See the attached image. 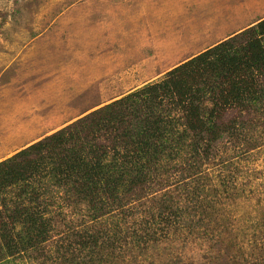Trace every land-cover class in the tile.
<instances>
[{
    "label": "rangeland",
    "instance_id": "1",
    "mask_svg": "<svg viewBox=\"0 0 264 264\" xmlns=\"http://www.w3.org/2000/svg\"><path fill=\"white\" fill-rule=\"evenodd\" d=\"M263 19L264 0H0V161ZM254 115L233 106L218 110L216 122L232 125ZM224 137L201 169L210 185L232 191L220 204L218 236L210 229L189 234L166 228L163 237V230H150L140 258L139 242L130 253L117 249L122 264H245L242 259L259 254L264 231L254 242L252 230L264 222V144L238 147L236 138ZM176 171L164 177L165 187L182 178ZM164 185L93 219L83 204L55 207L59 216L46 245L51 250L40 251V259H29L27 251L23 261L2 264H40L60 244L79 248L87 230L102 241L103 223L118 222L124 233L140 228L141 234L149 225L151 196H160ZM235 236L246 249L241 255L230 251Z\"/></svg>",
    "mask_w": 264,
    "mask_h": 264
},
{
    "label": "trees",
    "instance_id": "2",
    "mask_svg": "<svg viewBox=\"0 0 264 264\" xmlns=\"http://www.w3.org/2000/svg\"><path fill=\"white\" fill-rule=\"evenodd\" d=\"M233 106L255 115L218 124V110ZM225 134L236 138L238 147L264 144V19L0 161V264L23 261L27 251L29 259H40V251L51 250L46 245L59 216L53 208L83 204L92 219L111 215L164 185L171 170L182 178L151 196L145 235L140 228L124 233L118 222L103 223L102 241L87 230L79 248L60 244L56 255L45 253L40 264H122L117 249L130 253L132 243L147 244L150 230L154 235L163 230L161 237L166 228L189 234L210 229L217 235L224 224L220 204L232 191L210 185L202 179L210 174L201 169ZM261 215L264 219V211ZM260 229L264 222L255 224L254 242ZM235 238L228 243L236 244ZM146 244L138 245V258ZM229 247L246 252L239 244ZM262 248L253 261L242 259L245 264H264Z\"/></svg>",
    "mask_w": 264,
    "mask_h": 264
},
{
    "label": "bare ground",
    "instance_id": "3",
    "mask_svg": "<svg viewBox=\"0 0 264 264\" xmlns=\"http://www.w3.org/2000/svg\"><path fill=\"white\" fill-rule=\"evenodd\" d=\"M181 1V0H180ZM182 11V10H181Z\"/></svg>",
    "mask_w": 264,
    "mask_h": 264
}]
</instances>
